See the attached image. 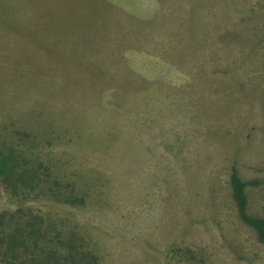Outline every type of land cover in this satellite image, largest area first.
Segmentation results:
<instances>
[{
    "label": "rangeland",
    "instance_id": "rangeland-1",
    "mask_svg": "<svg viewBox=\"0 0 264 264\" xmlns=\"http://www.w3.org/2000/svg\"><path fill=\"white\" fill-rule=\"evenodd\" d=\"M0 147L47 185L0 179V236L39 217L46 260L60 232L93 264H264L228 183L264 180V0H0Z\"/></svg>",
    "mask_w": 264,
    "mask_h": 264
},
{
    "label": "trees",
    "instance_id": "trees-1",
    "mask_svg": "<svg viewBox=\"0 0 264 264\" xmlns=\"http://www.w3.org/2000/svg\"><path fill=\"white\" fill-rule=\"evenodd\" d=\"M18 160L19 158L13 147L6 149L0 147V179L8 192L17 194L24 189L23 191L30 193L38 188L41 190V184L47 187L43 177L40 173L37 174L34 169H19ZM44 174L48 176L47 173ZM51 183L53 186L48 187L46 191L42 192L43 194H49L52 198H55L54 200H60L72 205H79L84 202V198L73 187L62 185L50 179L49 184ZM228 183L239 220L254 231L258 242L264 244V216L254 215L248 211L247 194L249 185H259L264 183V180L259 178L243 179L238 174L236 167L232 166ZM6 214H9L11 218L15 215L14 213ZM38 218L36 217L34 221L27 223L30 227L28 231H26L24 224L19 225L17 223L16 228L11 226L6 230L4 236H0V242L5 244L6 251L10 252L13 260L22 256L21 254H16V252L26 253L31 249L30 254H27L29 264H93L91 254L84 249L81 244V238L75 233L63 235L60 232H55L54 239L51 240L52 249L49 250L48 255L50 256L48 260L41 257L39 253L45 247L37 248L36 245L37 240L45 237V231L41 229ZM7 222L8 220L3 217V213H0V224L6 225ZM62 252H64L62 255H57ZM190 252L193 254L192 251ZM23 264L26 263L23 262Z\"/></svg>",
    "mask_w": 264,
    "mask_h": 264
}]
</instances>
